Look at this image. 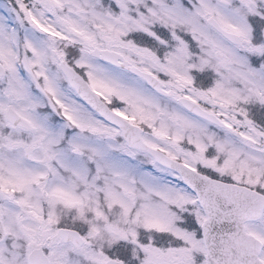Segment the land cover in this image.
Listing matches in <instances>:
<instances>
[{"label": "snow or ice", "instance_id": "1", "mask_svg": "<svg viewBox=\"0 0 264 264\" xmlns=\"http://www.w3.org/2000/svg\"><path fill=\"white\" fill-rule=\"evenodd\" d=\"M0 264H264V0H0Z\"/></svg>", "mask_w": 264, "mask_h": 264}]
</instances>
